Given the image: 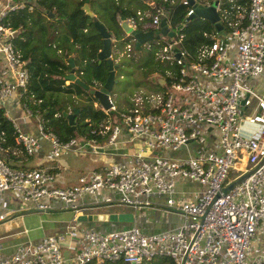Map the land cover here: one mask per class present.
<instances>
[{
  "label": "built area",
  "instance_id": "2783aa9c",
  "mask_svg": "<svg viewBox=\"0 0 264 264\" xmlns=\"http://www.w3.org/2000/svg\"><path fill=\"white\" fill-rule=\"evenodd\" d=\"M181 3L189 8L188 18L196 6H213L221 30L191 56L166 21L173 37L156 40L155 58L175 70L166 72L158 89L133 93L119 122L109 121L98 131L102 137L109 132L107 143L115 150L144 139L143 150L130 155L131 163L92 170L63 188L53 167L12 165L10 156L29 158L39 149L38 138L14 125L19 148H0V196L17 195L30 209L43 212L75 213L86 198L94 200L101 191L116 192V204L135 212L153 209V198L160 197L159 209L180 216L182 224L159 233H146L135 225L108 232L69 225L9 254L0 245V264H152L161 258L173 264H264V94L255 89L264 75V0ZM35 4V0H0V108L16 99L24 116L36 121L37 133L49 142L50 158L56 160L69 151L76 153V140L62 143L46 132L39 115L21 102L29 73L13 45L18 31L3 22L12 12L32 11ZM136 15L137 20H126L133 30L138 31L137 21L150 18L144 28L159 32L166 11ZM129 38L123 54L132 58L137 51L135 40ZM110 103L109 111H115L111 98ZM246 124L254 129H245ZM122 135L129 138L125 143ZM178 182L201 185L204 191L194 200H179L174 197ZM113 201L107 197L102 203ZM9 212L0 214V222Z\"/></svg>",
  "mask_w": 264,
  "mask_h": 264
},
{
  "label": "trees",
  "instance_id": "16d2710c",
  "mask_svg": "<svg viewBox=\"0 0 264 264\" xmlns=\"http://www.w3.org/2000/svg\"><path fill=\"white\" fill-rule=\"evenodd\" d=\"M181 1L35 0L32 11L20 10L10 13L3 22L19 32V36L13 40V45L20 53L29 73V83L21 102L36 112L45 131L54 134L62 143L80 138L96 142L107 140L109 132L102 137L98 131L107 127L109 121L112 120L113 124L116 119L119 120L122 112L116 108L115 111L104 113L99 106L95 107L98 102L94 97L77 84L66 81L65 77L70 71L68 60L73 59L75 75L84 84L89 87L103 86L108 77V66L105 61H97V55L102 50V38L94 28V23L97 21L105 27L110 38L114 40V47L115 42L127 43L131 40L125 37L120 28L121 19L137 20V12L153 15L160 8L165 9L164 19L176 36L182 37L183 48L191 56L195 55L200 47L212 42L211 37L216 28L199 16L189 19V8L183 6ZM86 2L94 14L92 19L82 11ZM150 21V18H145L143 22L137 21V30L155 31L152 28H144ZM158 43H148L141 49V52L144 51L148 55L145 58L146 67H149V58L155 64L152 73L154 75L163 72L164 66L155 58L159 49ZM174 70L175 68L165 65L164 74L159 77L165 78L167 71ZM155 84L160 86L156 82ZM59 95L70 97L72 103H61L57 98ZM73 110H77L74 129L69 126L67 118L63 117V113H72ZM17 136L13 122L6 116L4 108H0V148L3 151L19 148ZM15 158L16 156H10V162ZM152 264L173 262L161 258Z\"/></svg>",
  "mask_w": 264,
  "mask_h": 264
},
{
  "label": "crops",
  "instance_id": "0c3cea01",
  "mask_svg": "<svg viewBox=\"0 0 264 264\" xmlns=\"http://www.w3.org/2000/svg\"><path fill=\"white\" fill-rule=\"evenodd\" d=\"M255 84L257 86V93L264 94V75L260 76L255 82ZM10 102H14L16 104V107L19 109V106L17 105V100L14 98L10 99L4 106V110L7 117L14 123V125L19 131L39 139V149L34 156L25 158L18 155L16 156L13 162L11 161L12 165L17 168L23 169H30V166L53 167L61 178V186L63 188L74 185L79 177L92 170L104 168L114 164L129 165L131 163L130 155H134L136 151L143 150L142 144L136 142H133L132 144L128 142L125 143L129 139L127 135L121 136L120 139L125 144L121 145L117 150L111 148L107 143L108 140L106 139L91 143L85 139L80 138L76 139V153L69 151L59 159L51 160L50 144L47 140L41 138L37 133L35 124L36 121L32 120L31 118L25 117L23 112H21V114L23 115L16 116V120L14 118H11L8 112L6 111V107L9 105ZM127 108L128 106H126V109ZM116 123H118L117 119L114 124ZM247 125L248 124H246L245 129H254L248 127ZM92 148H95V152L92 150ZM70 154L74 155V158L72 160L69 157ZM32 159H35V161H32ZM188 186L195 187L197 185L193 183L187 184L183 182H178L174 197H177V199L179 200H185V197L188 196V191L184 190L183 187ZM11 195H13L14 197H11V199L9 200V206H5L6 211H0V214H5L9 211V213L11 214L7 216L9 217V222L7 221V218L4 221L0 222V245L3 247L4 242L8 243L9 240L12 241L14 238H24L27 234L29 235L27 239L28 243H37L43 237L48 236V234L53 233L55 235L63 232L66 227L69 226V224L71 223L79 229L94 230L98 232H108L112 230L115 231L130 225H134V223L136 224L135 226H137V221L135 218L136 212L129 207L117 205L116 203L118 200V195L116 192L101 191L94 197V200L86 198L76 213L68 209L63 211L56 209L52 211L33 214V216L31 214L17 216L19 212L23 210H28L30 209V207L22 203L21 198L19 196L14 194ZM107 197L114 200L112 205L102 203L103 199ZM153 201H155L154 203L157 206L156 208H159L161 206L160 204H162V199L160 197L153 198ZM57 204L58 203L54 202L53 205L55 208L58 206ZM154 208L148 209V211H154ZM101 210L105 212L100 213ZM112 215L132 216L133 220L132 222H129L127 219L124 218L123 221H118L116 223L111 221H105V217H109ZM31 217H35L38 221V224L32 226L33 223H31L28 227L24 226L23 230L26 233L25 235H23V231L20 226V224L22 223L21 220ZM82 217L85 218V221L80 220ZM94 217L96 218L95 220L93 219ZM18 218L21 219L18 220ZM88 218L90 220H88ZM37 231L40 233L33 234ZM143 231L146 232L145 230ZM162 231L154 233H159ZM4 248L6 249L7 246H5Z\"/></svg>",
  "mask_w": 264,
  "mask_h": 264
},
{
  "label": "rangeland",
  "instance_id": "374dc122",
  "mask_svg": "<svg viewBox=\"0 0 264 264\" xmlns=\"http://www.w3.org/2000/svg\"><path fill=\"white\" fill-rule=\"evenodd\" d=\"M213 7V6H212ZM126 43V42H125ZM122 43V42H115L114 47L112 48L113 54V62L116 69V76H115V84L111 91V99L113 100L114 106L120 111L124 112L126 109V106H128L127 109L130 108V98L132 97L133 93L139 91L142 88H147L149 90H156L158 87L156 86L155 82L158 83V80H163L164 78H161L159 76H163L165 65L163 62H160L158 60V63H160L163 67V72L157 73L156 75L152 74L153 68L155 64L152 62V60L149 58L148 66L146 67V57L148 56L146 52L140 51L137 52V54L132 58H127L124 56V47L128 43ZM160 65V66H161ZM68 83V82H67ZM255 89H257V86L255 84ZM58 100H60L61 103L68 101L69 104L72 103V100L70 97H66L63 95H59ZM14 102H10L9 105L6 107V111L10 115L11 118H14L16 120L17 115H23L21 114L22 110L21 108H17L16 104ZM64 104V103H63ZM68 104V105H69ZM18 110H17V109ZM126 109V110H127ZM17 110V111H16ZM125 110V111H126ZM19 112V114H18ZM115 117V116H114ZM33 120V119H32ZM119 122V120H118ZM144 139H136L134 143L142 144ZM71 160L74 158V155H69ZM32 161H35V159H32ZM38 166V165H37ZM30 169L36 168V166H30ZM190 184V183H187ZM197 186H188L183 187L184 190L188 191V196L185 197V200L191 199L194 200L200 193L204 191V187L201 185L196 184ZM11 197H14L11 195V193H7L0 196V211L3 212L6 211L5 206H9V200ZM177 198V197H175ZM154 211H148L147 209H144L140 212L135 213L136 223L137 227L140 229L145 230L147 233L151 232H158L162 230H173L174 228H177L180 224H182V218L176 214L169 213L166 210V208L162 207L161 209L156 208L157 206H154ZM105 211H100V213H104ZM37 214V213H35ZM33 216V214H31ZM9 216V215H8ZM7 221L9 220V217H6ZM21 218H18L20 220ZM23 220V221H22ZM21 220V229L22 234L25 235L26 232H24L23 228L30 226L31 223H33L32 226L38 224V221L35 217L22 219ZM9 222V221H8ZM69 225H73L72 223ZM134 225H136L134 223ZM40 232H35L33 234H38ZM56 233V232H55ZM53 234V233H52ZM48 234V235H52ZM28 234L24 238H14L12 241L9 240V242H4V247L7 246L5 249L3 246V253L9 254L12 253L16 247L27 244L28 243ZM261 241L264 246V234L261 237ZM254 247L257 249V245L254 244ZM257 253V250H256Z\"/></svg>",
  "mask_w": 264,
  "mask_h": 264
},
{
  "label": "water",
  "instance_id": "95a60500",
  "mask_svg": "<svg viewBox=\"0 0 264 264\" xmlns=\"http://www.w3.org/2000/svg\"><path fill=\"white\" fill-rule=\"evenodd\" d=\"M192 4V3H191ZM193 5V4H192ZM195 6V5H194ZM195 11L192 16L189 17L193 18L194 16H199L200 18H203L204 20H207L211 24H213L216 28L217 31L221 30V26L218 23L219 17L217 13L215 12L214 7H201V6H196L194 7ZM82 11L85 13L86 16L89 18H94V14L92 13L89 4L86 2L85 5L82 8ZM94 28L98 32V34L102 38V50L98 53L97 55V61L98 63H101L103 61L106 62L108 66V77L103 86L99 87H89L86 84H84L82 81H80L76 75H75V70H74V61L73 59L68 60V66L70 68V71L68 72L67 76L65 77V80L68 82H72L80 86L84 91H86L90 96L94 97L99 106L105 110L109 111L111 109V103H110V96H111V91L114 87L115 84V76H116V69L114 62L112 60V45L114 40L110 38L108 32L106 31L105 27L100 24L99 22L94 23ZM120 28L122 32L124 33L125 37H132L135 40V49L137 52H140L142 47L145 44L151 43L153 41L159 40L162 37H173V32L169 31L167 27V23L165 19L161 20L160 23V30L159 32H139L136 30H133L127 23L125 19H121L120 23ZM19 36V32H15L13 34V38H17ZM178 57V54L176 55ZM163 80H158V84L160 86H163ZM77 114V110H73L72 113H63V117H66L68 120L69 126L74 129V119ZM229 189V188H228ZM227 189L224 191L226 192ZM223 192V193H224ZM218 198V197H217ZM216 198V199H217ZM43 211L37 210V209H28V210H23L17 214V216H24V215H29V214H35V213H41ZM127 219L129 222H132L133 218L132 216H117V215H112L109 217H105V221H111V222H118V221H123V219ZM94 220L96 219L95 217L93 218ZM80 220H84L85 218L82 217ZM88 220H90L88 218Z\"/></svg>",
  "mask_w": 264,
  "mask_h": 264
},
{
  "label": "clouds",
  "instance_id": "9594fccd",
  "mask_svg": "<svg viewBox=\"0 0 264 264\" xmlns=\"http://www.w3.org/2000/svg\"><path fill=\"white\" fill-rule=\"evenodd\" d=\"M98 106H99V104H98Z\"/></svg>",
  "mask_w": 264,
  "mask_h": 264
}]
</instances>
